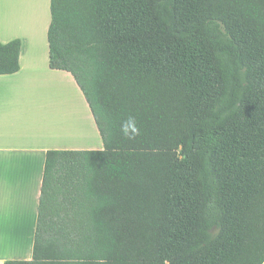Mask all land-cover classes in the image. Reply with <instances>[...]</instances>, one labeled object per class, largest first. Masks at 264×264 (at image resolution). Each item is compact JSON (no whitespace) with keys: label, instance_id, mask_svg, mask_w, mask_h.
<instances>
[{"label":"trees","instance_id":"obj_1","mask_svg":"<svg viewBox=\"0 0 264 264\" xmlns=\"http://www.w3.org/2000/svg\"><path fill=\"white\" fill-rule=\"evenodd\" d=\"M100 150L45 156L32 258L264 263V0H51ZM21 43L0 42V76Z\"/></svg>","mask_w":264,"mask_h":264},{"label":"crops","instance_id":"obj_2","mask_svg":"<svg viewBox=\"0 0 264 264\" xmlns=\"http://www.w3.org/2000/svg\"><path fill=\"white\" fill-rule=\"evenodd\" d=\"M51 0H0V42L19 40L20 70L0 76V264L29 261L36 229L45 156L50 150H100L102 140L72 76L49 68ZM49 82L68 89L93 143L73 146L70 110L50 116ZM68 110V113L66 112ZM84 119V120H83ZM67 127L69 128L67 132ZM264 264V263H263Z\"/></svg>","mask_w":264,"mask_h":264},{"label":"rangeland","instance_id":"obj_3","mask_svg":"<svg viewBox=\"0 0 264 264\" xmlns=\"http://www.w3.org/2000/svg\"><path fill=\"white\" fill-rule=\"evenodd\" d=\"M46 86H48L47 93H43L44 97H48V100L50 102V116H54L55 118L60 117V111L62 108V101L65 100L67 107L71 108L70 115L71 119H73L72 122V133H73V146H80L85 147L87 144H77V143H85L88 142V146H92L93 143L91 141V138L89 137V140L86 138V131H89L88 126L84 124V121L80 118V113L78 110V106L75 103V99L72 98L71 93L69 90L64 88L63 85L57 82H49ZM68 113V110L66 111ZM84 120V119H83ZM69 128L67 127V132Z\"/></svg>","mask_w":264,"mask_h":264}]
</instances>
